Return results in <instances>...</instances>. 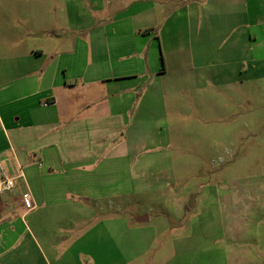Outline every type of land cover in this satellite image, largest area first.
Here are the masks:
<instances>
[{
  "label": "rangeland",
  "instance_id": "rangeland-1",
  "mask_svg": "<svg viewBox=\"0 0 264 264\" xmlns=\"http://www.w3.org/2000/svg\"><path fill=\"white\" fill-rule=\"evenodd\" d=\"M186 5L176 46L163 40L169 72L146 78L158 91L126 126L137 173L111 176L88 218L49 207L53 264H264L263 23L219 0H168L159 19Z\"/></svg>",
  "mask_w": 264,
  "mask_h": 264
},
{
  "label": "crops",
  "instance_id": "crops-1",
  "mask_svg": "<svg viewBox=\"0 0 264 264\" xmlns=\"http://www.w3.org/2000/svg\"><path fill=\"white\" fill-rule=\"evenodd\" d=\"M167 1L0 0V165L17 176L0 194V264H53L49 207L73 223L64 209L88 218L89 203L111 198V176L132 181L126 126L141 119L140 98L158 91L146 78L169 72L163 40L174 45L177 22L195 8L160 20ZM219 1L252 5L257 27L263 23L258 40L264 36V0ZM186 47L188 55L190 40Z\"/></svg>",
  "mask_w": 264,
  "mask_h": 264
},
{
  "label": "built area",
  "instance_id": "built-area-1",
  "mask_svg": "<svg viewBox=\"0 0 264 264\" xmlns=\"http://www.w3.org/2000/svg\"><path fill=\"white\" fill-rule=\"evenodd\" d=\"M16 178L17 176L8 175L0 165V194L13 189L16 185ZM22 200L27 209H32L36 206L29 191L24 192Z\"/></svg>",
  "mask_w": 264,
  "mask_h": 264
},
{
  "label": "water",
  "instance_id": "water-1",
  "mask_svg": "<svg viewBox=\"0 0 264 264\" xmlns=\"http://www.w3.org/2000/svg\"><path fill=\"white\" fill-rule=\"evenodd\" d=\"M137 219H138L139 221L147 220V219H148V215H147V214H144V215L138 216Z\"/></svg>",
  "mask_w": 264,
  "mask_h": 264
}]
</instances>
